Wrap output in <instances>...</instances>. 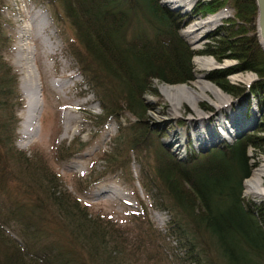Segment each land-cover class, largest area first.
<instances>
[{
  "label": "trees",
  "instance_id": "obj_1",
  "mask_svg": "<svg viewBox=\"0 0 264 264\" xmlns=\"http://www.w3.org/2000/svg\"><path fill=\"white\" fill-rule=\"evenodd\" d=\"M35 1L54 9L57 22L62 18L55 4H63V15L76 30L83 51L70 43L69 50L85 83L103 103V118H119L126 113L136 118L127 125L125 140L131 152L136 153L139 182L154 204L168 201L181 215L178 218L177 214L175 221L181 230L174 235V240L180 241L171 245L172 254L179 250L181 264H206L207 251L199 240L201 235H207L209 244L218 249L225 264H261L264 198L243 196V181L252 169L248 148L264 152V51L257 36L256 1L196 0L184 13L162 5L159 0ZM4 4L0 0V264H96L93 259L100 264H116L99 243L95 217L71 194L50 184L52 187L45 190L51 209L48 216L40 202L34 200L26 206L11 197L10 184L17 182L19 185L14 187L19 192L26 184L23 179L34 180L33 188L40 192L43 188L35 176L37 169L15 147L16 112L21 103L18 75L5 58L8 36L3 30ZM223 7L232 9V15L209 31L207 38L212 42L192 49L180 28L197 15L214 13ZM195 55H209L219 63L232 60L227 67L207 72L206 78L238 102L245 100L251 105L255 101L259 118L253 130L233 142L222 141L197 151L189 141L185 155L181 156L163 144L167 133L151 125L147 110L152 105L144 95L156 92L154 80L167 84L194 80ZM246 71L255 74L252 82L230 83L231 74ZM183 124L181 120L178 123ZM193 134L199 136L194 131ZM110 162L111 170L123 171L130 164L126 165L127 156ZM123 173L131 179L130 171ZM140 207L147 227L152 230L142 201ZM8 228L21 241L13 238ZM155 231L158 238L165 240L166 235Z\"/></svg>",
  "mask_w": 264,
  "mask_h": 264
},
{
  "label": "rangeland",
  "instance_id": "obj_2",
  "mask_svg": "<svg viewBox=\"0 0 264 264\" xmlns=\"http://www.w3.org/2000/svg\"><path fill=\"white\" fill-rule=\"evenodd\" d=\"M4 2L3 30L8 36L5 58L18 75L21 103V107L16 112L18 125L15 147L25 153L29 164L37 169L35 176L39 178L43 188L40 192L33 188L34 180L23 179L22 181L26 184L21 186L19 192L14 187L19 185L17 182L10 184L11 197L25 202L26 206L34 200L40 202L43 213L48 216L51 209L45 190L52 187L50 184H55L62 192L71 194L79 200L86 208L85 211L95 217L94 220L98 222L99 227V243L102 242V248L106 249L107 255H111L110 257H113L111 259H114L116 264H181L179 250L175 249V253H178L174 255L171 252V245L174 246L180 241V239L175 241L174 235L175 231L181 230L180 226L175 224L177 214L178 218L181 215L171 207L168 201H164L161 205L156 201L154 204V199L147 194L145 186L139 182V164L134 160L136 153L131 152L125 140L127 125L136 119L134 115L126 113L119 118H103L105 114L103 103L96 91L94 92L85 83L76 59L69 50L70 43L76 44L75 47L79 48L80 52L83 51L80 50L82 45L76 38V30L63 15V4L59 1L55 4L62 18L57 22L54 9L43 3L35 0H4ZM164 6L170 9L174 7L169 3ZM183 9L185 7L182 6L179 11L183 13ZM229 13H232V10ZM209 14L212 13L208 12L204 15ZM227 15L229 16L228 13ZM200 16L193 17L188 25L200 21ZM40 19L46 24L43 34H40L41 37L35 32L39 29L37 24ZM216 22L210 23V26L204 25L198 33L194 34L183 33L182 30L185 27H181L180 34L192 49H201L204 43L207 44L209 31L220 23V21ZM25 27L30 28V33L32 32L30 37H24L25 42L34 51V55L30 54L34 82L29 86L23 83L24 72L17 63L18 47L23 42L20 36L21 29ZM46 36L50 39L49 49L42 41V37ZM196 57H207L216 62L209 55H195L193 57L195 79L181 84L191 85L197 80L198 75L233 63L232 60L226 59L219 63L221 65L217 63L215 66L221 67L205 69L196 61ZM206 77L205 75L203 79L215 86L218 91H222V94H217L210 88L204 89L206 98H200L194 102L188 101V103L185 101L176 107L171 104L169 96L161 92V85L167 83L154 80L152 86L156 92L144 95L145 101L152 105L147 110L148 120L153 127L167 133L162 138V142L175 154L185 155V148L189 141L197 151H205L222 141L233 142L237 138L234 135L237 131L229 122V117L232 113L238 112L239 105L245 106L247 121H251L247 126L243 124V127L254 125L255 120L259 118V108L255 101L252 100L251 105L245 100L242 103L238 102ZM254 78L255 74L247 71L237 72L228 77L232 84L247 85ZM37 82L40 83L43 93L42 113L39 125L34 124L31 134L26 136L23 129L27 98L28 94L32 96L35 93ZM227 98H230L231 108L229 106L224 109L221 108L223 106L220 108L216 106L222 104ZM248 112H250L249 115ZM229 113L230 116H228ZM200 114L208 116L204 123H201L198 118ZM218 117L220 118L216 119ZM180 120L184 122L183 126L178 125ZM202 127L207 130L206 134L202 133ZM219 128L230 131V134L225 132L223 134L226 137L220 136ZM193 131H196V134L199 133V136H194ZM184 133L185 136H183ZM200 142L201 145L198 144ZM247 154L252 169L250 176L243 181V196L245 199L261 200L264 195L249 190L246 182L255 171H261L262 184L264 183V152L251 147L248 148ZM118 156H127L126 165L130 163L123 171L111 170L110 160ZM125 170L130 171L132 180L123 173ZM140 201L146 207L145 213L150 220L152 230L147 227L143 219L145 217L142 216L144 212L140 207ZM155 229L161 232L162 236L166 235L165 240L158 238ZM7 231L13 238L21 241L13 229L8 228ZM182 234H180L181 240ZM199 242L202 249L207 251L206 264H225L218 249H214L209 244L207 235H201ZM93 260L94 263L100 264L96 259ZM259 261L264 264V257Z\"/></svg>",
  "mask_w": 264,
  "mask_h": 264
},
{
  "label": "bare ground",
  "instance_id": "obj_3",
  "mask_svg": "<svg viewBox=\"0 0 264 264\" xmlns=\"http://www.w3.org/2000/svg\"><path fill=\"white\" fill-rule=\"evenodd\" d=\"M164 1L166 3L171 4L174 7L175 6H183V7H185V9H188L193 0H164ZM225 15H226V11L220 12L217 15H213V16L208 17L207 20H205L203 22H195V23L191 24L190 27H192V28L184 29L183 31H184V33H188V34H190V33L194 34L195 32L198 33V30L200 28H202L204 25H206L207 23L210 24V23L216 22L221 17H223ZM37 25H39V29H38V31L35 30V32H36L37 36L41 37L40 34H43V31L45 30L46 24L42 19H40L38 21ZM31 33H30V28H28V27L21 29V35L20 36H21V38H23L22 39L23 42L19 44V47H18L19 50H18V56H17V63L22 67L23 72H24L22 80H23V83H25L27 86L33 85V82H34L33 62L31 59V57H32L31 55L32 54L34 55V51H33V49H30V47L25 42L26 38H24V37H27V38L30 37ZM196 36H198V35H196ZM49 40L50 39L47 36L42 37V41H43L44 45L48 47V49H49V47H51ZM196 59H197L196 61H198L201 65H203L205 69H210V68H213L216 66V62L214 60H212L211 58L196 57ZM209 88L214 90L217 94H222L221 93L222 91L221 92L218 91L215 88V86L210 84L208 81H205L203 79L202 75H198L197 80L194 81L191 85H189V84L188 85L187 84H174V85L162 84L160 87L161 92L168 95L170 100H171V104H174L176 107H177V105H179L180 103L185 102V101L188 103V101L194 102V101H197V99L206 98V95L204 94V89H209ZM35 89H36L35 93H33L32 96L28 94V98H27L26 116L24 117L25 128L23 129L24 135H26V136L31 134L32 126L34 124H35V126L39 125L40 117H41V113H42L41 111H42V105H43V101H42V94L43 93H42V88H41L40 83H38V82L36 83ZM25 91H27V90H25ZM216 106L219 108L221 106H223L221 108H224V109H227L229 106L231 108L230 98H227V100H225L222 104H220V105L217 104ZM230 113H229V115H230ZM198 118L201 121V123H204V121L208 118V116H206L205 114H200V116ZM218 118H220V117H218ZM220 129L221 128H219V130ZM223 129H221L222 133L220 132V136L226 137L225 134H223L225 132L227 134L228 133L230 134V131H225ZM232 129H234V128H232ZM201 131L203 134L207 133V130L204 127H202ZM195 133H196V131H195ZM197 135H199V133ZM260 176H261V171L260 172L255 171L253 173V176L250 179H248V181L246 183H247L249 190L254 191L255 193H259L261 195H264V187L262 184L263 179H262V176L261 177Z\"/></svg>",
  "mask_w": 264,
  "mask_h": 264
},
{
  "label": "water",
  "instance_id": "obj_4",
  "mask_svg": "<svg viewBox=\"0 0 264 264\" xmlns=\"http://www.w3.org/2000/svg\"><path fill=\"white\" fill-rule=\"evenodd\" d=\"M255 1L257 5V36L259 39V43L264 51V0H255ZM195 2L196 0H193L188 9H183V13L188 12L192 8ZM160 3L162 5L167 4L164 0H160ZM181 7L182 6H176V7H172L171 9L177 11ZM205 75L206 73L203 74L202 76L204 77ZM244 109L245 106L239 105L237 109L238 112L232 113V115L229 117L230 118L229 122H231V125H233L237 131L236 133H234L235 137H240L244 133L251 131L254 128V125H249L247 128H245L251 121L250 120L247 121L248 118L246 117L245 114L246 111L244 112ZM239 113L241 114V116H239ZM243 124H245L246 126L243 127ZM231 136L233 135L231 134Z\"/></svg>",
  "mask_w": 264,
  "mask_h": 264
},
{
  "label": "built area",
  "instance_id": "obj_5",
  "mask_svg": "<svg viewBox=\"0 0 264 264\" xmlns=\"http://www.w3.org/2000/svg\"><path fill=\"white\" fill-rule=\"evenodd\" d=\"M210 16H213V15H205V16H203V17H199L200 21H196V22H203V21L207 20V18L210 17ZM207 24H208V23H207ZM190 25H191V24H190ZM190 25H187V26L185 27V29H190V28H192V27H190Z\"/></svg>",
  "mask_w": 264,
  "mask_h": 264
}]
</instances>
